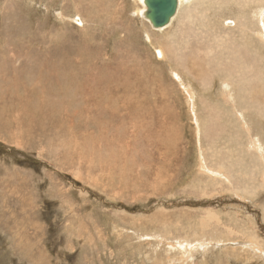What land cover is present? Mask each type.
Wrapping results in <instances>:
<instances>
[{
  "label": "rangeland",
  "instance_id": "obj_1",
  "mask_svg": "<svg viewBox=\"0 0 264 264\" xmlns=\"http://www.w3.org/2000/svg\"><path fill=\"white\" fill-rule=\"evenodd\" d=\"M140 7L0 0V264H264V0Z\"/></svg>",
  "mask_w": 264,
  "mask_h": 264
},
{
  "label": "water",
  "instance_id": "obj_2",
  "mask_svg": "<svg viewBox=\"0 0 264 264\" xmlns=\"http://www.w3.org/2000/svg\"><path fill=\"white\" fill-rule=\"evenodd\" d=\"M145 17L155 28L169 24L177 12V0H143Z\"/></svg>",
  "mask_w": 264,
  "mask_h": 264
},
{
  "label": "bare ground",
  "instance_id": "obj_3",
  "mask_svg": "<svg viewBox=\"0 0 264 264\" xmlns=\"http://www.w3.org/2000/svg\"><path fill=\"white\" fill-rule=\"evenodd\" d=\"M140 4H141V7L138 9V15L140 18L144 19L147 21V18L145 17V6H144V3H143V0H137ZM178 1V4H177V9L181 6V3H183V0H177ZM262 10V9H261ZM179 12V10H178ZM175 18V17H174ZM262 20V19H261ZM172 22V21H171ZM152 26V25H151ZM167 26V25H166ZM153 27V26H152ZM155 28V27H153ZM165 26L164 27H160V28H155L157 29L158 31H161V30H164ZM163 48V47H162ZM158 55L160 58L164 57V53H163V50H158ZM109 101V100H108ZM141 115V113H140ZM258 148V147H257ZM220 176V175H219ZM227 179V178H226ZM128 227V226H127ZM183 246V245H182ZM178 254V253H177Z\"/></svg>",
  "mask_w": 264,
  "mask_h": 264
}]
</instances>
